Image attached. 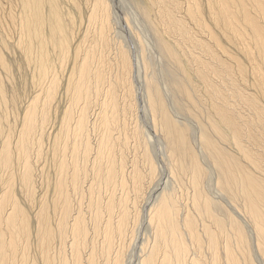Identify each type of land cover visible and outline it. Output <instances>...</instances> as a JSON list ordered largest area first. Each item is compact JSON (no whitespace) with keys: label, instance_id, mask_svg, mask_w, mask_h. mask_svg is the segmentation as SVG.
<instances>
[{"label":"bare ground","instance_id":"bare-ground-1","mask_svg":"<svg viewBox=\"0 0 264 264\" xmlns=\"http://www.w3.org/2000/svg\"><path fill=\"white\" fill-rule=\"evenodd\" d=\"M132 1L167 84L111 0H83L75 46L57 0H20L16 37L0 10V264H125L142 220L136 264H264V0Z\"/></svg>","mask_w":264,"mask_h":264},{"label":"rangeland","instance_id":"rangeland-1","mask_svg":"<svg viewBox=\"0 0 264 264\" xmlns=\"http://www.w3.org/2000/svg\"><path fill=\"white\" fill-rule=\"evenodd\" d=\"M76 1H78V3L80 4L79 5V7H80L79 9L76 8L75 5H73L72 3L68 2V0H57V4L60 5V9H61V11L63 13V16H64L63 18H64L65 23L67 25V31L71 35L74 36L73 41H72V46H75V45H73L75 40H77L78 38L82 37L83 28H84V22H85L84 15L82 13V11L85 10L84 9V4H83V0H76ZM118 2H120V4ZM111 3H112L111 4V6H112L111 8H112V10H113V12H114V14H115V16L117 18L116 21H117L118 24L117 23L115 24V29L119 32V33H117L118 34L117 37L119 38V40H121L120 42L125 44L126 46H128V49H130V51L132 53V58H133V60H135L136 59V51H135L136 49L134 48V44L132 43L133 41H131V39H132L131 35L129 36L130 33H127L128 30H127L126 21H125V18H124L125 14L128 13L127 15H128L129 18H131V16H132L130 21L132 22V28L135 29V30L133 29L134 32L142 34V35H140L141 37L146 34L143 37V39H144V42L146 41L145 42V47L147 49L144 52H145V55H146L147 62L151 66L149 71H151V70L155 71L156 70L155 73L159 71L160 73L159 72L158 73L160 74L161 77L157 73L158 77H159L158 79H160V82L162 84L163 83L167 84V80L164 78V75L162 74L163 73V69L165 68V64L163 63V61H161L158 49L155 47V45H154L155 43H153V39H152L153 35H152V33H150L147 30L146 24L143 25L145 22L143 21V19L141 17H138V19H137V15L139 13H138L137 8H136L137 5H135L136 3L133 2L132 0L131 1L130 0H118V1L117 0H111ZM0 10L2 12L4 10L5 11H9L10 14L12 15L14 21H16V19L17 20L19 19V16L21 14L20 0H0ZM70 16L72 17L71 21H73V22H70V19H68ZM80 16H82V17L80 18ZM140 20L142 21V24H141ZM133 25H134V27H133ZM145 30H147V31H145ZM18 31H19V27H18L17 21H16V23L11 25V35L16 37V35L18 34ZM111 34H112V36L115 34L114 30H113V32ZM149 34L152 35V37ZM49 50H50V58H51V60H53L54 57H55V51H54V49L51 46L49 47ZM69 50H70V53L72 55L73 54L72 50L71 49H69ZM15 55H17V54L15 53ZM15 61H16V58L12 62H10V64L11 65L14 64ZM12 70H13V67H12ZM135 75H136V68H135L134 72L132 73V76H133L132 80H134L133 83L136 85V87H138L137 88V94L139 95L140 86H138V81H137L139 79H135V78H137ZM142 75H143V70H142V72L140 71V76L142 77ZM64 77H65V75H64ZM165 87H166V85H165ZM162 92H163L164 95H166L168 97V99L171 98V97L173 98V94L170 93V87H169V91L167 90V87H166V89L164 88V91H162ZM168 92L170 93V95L167 94ZM138 99L139 100H138V103H137V109L138 110H137V115H136V118H137L136 119V123L143 127L145 136L147 138H149L148 139V141H149V143H148L149 151H150L151 155L155 158L156 165H158V166H156V168H157V175H156L157 179H156V182H159L157 187H159L161 189V187L163 186L164 181L166 182V180L168 178L167 171L165 169L163 159L160 157L161 154L159 152L160 146H158V144L162 143L160 141L161 138H160V135L158 133H156V132L154 133L153 132V129L151 128V125L148 123V116H146V114H144L145 110L143 109V104H141L140 96H138ZM62 101H63V99H62ZM62 101L59 103L60 105H62L61 104ZM173 109H174L173 110L174 116H177L176 119H178L179 121L181 120V122H183L184 124L187 122L188 124H190L192 126L193 125L195 126L194 117L192 116V114L190 115V113L188 111H184V112L183 111H178L174 107H173ZM56 112H57V114H62L61 108L58 107ZM186 112H187V114H186ZM175 113H176V115H175ZM55 118H58V117L55 115L53 117V119L55 120ZM147 135L148 136L150 135V137H148ZM44 141L47 142V143L44 142L45 148H47L48 141L47 140H44ZM153 148L155 150L154 152H153ZM157 155H158V157H156ZM156 182H155V184H156ZM212 184H213V182L208 185L209 186L208 187L209 190L208 189L207 190L209 191V194L213 198L218 199V198L221 197L220 193L216 190L215 186H213ZM170 185H171V182H170V184L168 183L167 187L172 189V187ZM150 187L152 188V186L150 185L149 188L147 189V191L150 189ZM153 196H152V198H153ZM141 205H142V207L144 209V208H147L148 207L147 205H149V204L146 201L144 203L142 202ZM137 227L138 228H136V230H135L136 236L134 238V241L131 243V246H129V248H127L128 250H127V254H126V263L125 264H136L137 258L139 256L138 254H140V252H139V246L140 245H137V244H141L142 241L145 239V237L151 234L149 229L146 228V223L143 220H142V222L140 221V223L138 224Z\"/></svg>","mask_w":264,"mask_h":264}]
</instances>
